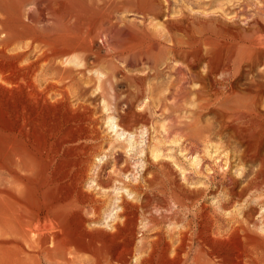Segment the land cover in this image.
I'll use <instances>...</instances> for the list:
<instances>
[{
  "label": "rangeland",
  "instance_id": "rangeland-1",
  "mask_svg": "<svg viewBox=\"0 0 264 264\" xmlns=\"http://www.w3.org/2000/svg\"><path fill=\"white\" fill-rule=\"evenodd\" d=\"M87 1L83 3L89 7L79 13L58 12L61 21L54 13V17L51 16L52 11L46 10L45 4L36 5L30 1L26 7L29 20L23 29L25 35H39L58 43L68 42L81 25L96 22L93 26L97 34H91L86 40L91 51L72 53L70 64H62L61 60L56 62L60 67L66 65L74 71L75 83L69 93L80 98L75 101L73 97L72 104L81 102L89 110L81 109L71 114L68 107L65 110L64 102L57 103L55 99L47 106L49 114L54 113L62 121L68 115L82 119L89 112L97 120L94 124L96 134L91 142L82 141L76 143V147L75 144H70L72 148L69 143L64 144V149L61 148L64 152H61L50 127L54 125L49 124L42 133L35 131L36 134H17L15 137L13 125L4 127L0 121V161L3 156L7 159L5 170L0 169V264H49L50 260H57L68 251L77 255L80 264H86V261L92 264L90 261L96 258L93 256H99L105 264L108 255L118 246L119 239L113 228L117 223H122L121 228L127 234L130 232L133 238V253L126 264H175L180 259L185 261L183 264H264V0H126L127 6L118 11L110 9V0ZM17 14L20 15L19 11ZM160 30L163 34L166 32L170 48L164 49L163 44L158 43L156 50L147 52L145 47L150 37L156 38ZM123 32L130 34L125 33V36ZM23 42L28 39H15L9 48L21 51ZM31 53L30 56L34 55ZM225 58L232 63L230 73L214 68L210 74L208 63L215 66L216 60L221 62ZM191 60L194 65L188 68ZM22 62L26 63L24 59ZM245 62L252 64L249 66ZM171 65L182 72L179 74ZM107 75L111 76V82L100 84L97 77L104 79ZM200 76L211 77L205 81L204 88ZM1 90L0 99L8 95L7 91L2 90V93ZM114 105L118 112H125L123 120L125 124L129 123L127 132L123 133L117 126L119 117ZM190 113H194L199 123L190 120ZM80 156L87 158L78 166ZM58 179L62 181L59 183ZM185 184L200 192L179 194L180 185ZM130 186H137L136 193ZM228 188L236 192L242 190L241 198L227 196ZM121 198L135 203L129 210L136 214L128 212L134 216L130 223H125L121 216ZM222 198L231 201L224 209L219 205V201H224ZM12 211L18 222L24 219L33 222L31 227H36V233L31 234L34 236L30 233L25 236L19 227L6 221ZM204 213L210 217L213 214V231L220 226L222 238L216 232L217 237L212 233V238L208 239L211 245L208 253L194 252L196 244L188 254L180 253L178 240H171L167 234L188 225L195 229L204 220ZM237 221L248 226V231L231 233L230 229ZM158 236H167L165 241L173 244L171 251L168 248V254L163 251L165 242H157ZM52 244L56 248L50 246ZM155 246H159L158 249ZM88 248L90 251L85 252ZM98 250L105 251L99 253ZM240 251L243 261L238 259ZM91 253L96 254L92 256ZM142 257L145 262L141 261Z\"/></svg>",
  "mask_w": 264,
  "mask_h": 264
},
{
  "label": "bare ground",
  "instance_id": "bare-ground-1",
  "mask_svg": "<svg viewBox=\"0 0 264 264\" xmlns=\"http://www.w3.org/2000/svg\"><path fill=\"white\" fill-rule=\"evenodd\" d=\"M30 1H33L36 3L41 5V4H45L46 6V10L47 8L50 10V12L52 11V15L54 17V15L57 17V19L59 18L60 19V16H57L58 12L59 13H62L63 11H66V12H75V13H79L85 9H87L89 7V5L87 6L85 3H83L84 1H87V0H0V89L2 90H5L8 92V95H6L5 97V93L3 94L4 95V98L1 97L0 99V121L2 123V126H6V124H11L13 125V127L11 129H14L13 130V133H14V136L16 137V135L18 134L19 136H21L20 134H28V133H32V134H36L35 131H40V133H42L41 131L43 129H45L47 126H49V124L51 125H54L53 126H50L51 128H53V132H54V136H55V141L58 140L57 142L59 143V148H63L64 149V144L66 143H69L68 145L70 146V144H75V147H76V143L79 144V142H82V141H90L94 138V133L96 132L95 131V127H94V124L96 123V119L92 118V116L90 115V113L88 112L87 115H85L82 119H77L74 115H68L65 118V121H62L59 116H54L53 114H49V111H48V104L50 105L51 103V100L52 99H55L54 101L55 102H64L67 106H66V111L67 109L69 108L71 114L75 111H79L81 109H85V111L89 110L88 106H84V104H80V103H75L72 104V99L74 97V100L77 101L80 97L75 98L76 96H71V92L69 93V89L71 87H73V83L74 82V71L72 68L70 67H67L66 65H64L62 67L57 65V60H61L60 63H65V64H70L72 63V59H70V55H72V53H75L77 51H82L84 53H87V52H90L92 48L89 49V47L87 46L86 44V40L91 37L93 33H96V30L94 29V26H93V23L95 21H93V23H87V24H83L81 25L80 27L77 28V32L76 34L71 37V39L68 41V42H64L62 43H58L57 41H50L47 37H43V36H39V35H30V36H27V34L25 35V33L23 32L24 30L23 29H26L27 27V24H26V20H29V17H28V10H27V5ZM89 2H92L91 0H88ZM87 1V2H88ZM94 1V0H93ZM148 1V0H147ZM88 2V3H89ZM32 4V3H31ZM92 4V3H91ZM144 4H148L144 2ZM44 6V8H45ZM96 6V5H95ZM109 6H110V9H112L113 11L115 10H121L123 8H125L127 6V2L126 0H119L118 2H116L115 0H110L109 1ZM29 7V6H28ZM149 7H150V4H149ZM148 7V8H149ZM40 8V6H39ZM43 8V6H42ZM96 8V7H95ZM48 10V11H49ZM19 11L20 15L17 14V12ZM98 11V10H97ZM116 11V12H117ZM22 13V15H21ZM54 13V15H53ZM104 13V12H103ZM118 13V12H117ZM113 14V13H112ZM69 15V14H68ZM102 16V15H101ZM111 17V15H110ZM98 18V17H97ZM97 18L95 20H97ZM73 19V18H72ZM67 20V19H66ZM99 20V19H98ZM59 21V20H58ZM61 21V19H60ZM55 22H56V19H55ZM65 22V21H64ZM69 22V20H68ZM72 22V21H71ZM68 23V24H71ZM56 24V23H55ZM64 24V23H63ZM62 24V25H63ZM74 24V22H73ZM96 24V22H95ZM99 24V23H97ZM177 24V23H176ZM181 24V23H180ZM179 24V25H180ZM178 25V24H177ZM66 26V25H65ZM72 26V25H71ZM70 27V26H69ZM168 27V26H167ZM180 27H182L180 25ZM74 28V27H73ZM169 28H172V27H169ZM175 28V27H174ZM101 29V28H100ZM99 29V30H100ZM156 29H158V27H156ZM185 29V28H184ZM184 29H181V30H184ZM98 30V29H97ZM168 30V29H167ZM170 30V29H169ZM178 30L180 31V29L178 28ZM66 31H68L66 29ZM176 31V30H175ZM65 32V31H64ZM128 32V31H126ZM125 32V33H126ZM169 32V31H168ZM178 32V31H177ZM182 32V31H181ZM184 32V31H183ZM63 33V32H62ZM68 33V32H67ZM71 33V32H70ZM103 33V32H102ZM101 33V34H102ZM124 33V32H123ZM124 33V35H125ZM164 33V32H163ZM162 33V30L158 31V33L156 34V38H152L150 37L149 39V43L146 45L145 49L147 50V52H150L151 50L155 49V47L157 48V44L158 43H162L163 46H164V49L165 47L168 49L170 48V44L168 45L169 43V40L168 38L165 36V34ZM72 34V33H71ZM100 34V33H99ZM127 35L130 34L129 33H126ZM171 34V33H170ZM169 34V35H170ZM91 35V36H90ZM125 35V36H127ZM131 35H134L131 33ZM167 35V34H166ZM168 35V37H169ZM70 36V35H69ZM101 36V35H100ZM123 36V35H122ZM174 36V35H172ZM134 37V36H133ZM147 37V36H146ZM101 38V37H100ZM174 38V37H173ZM15 39H18L20 41H22V39H28V42H23L22 44V47L23 48L21 51H18L16 52V49H13V48H9L10 45L12 46V41H15ZM90 39V38H89ZM130 39V38H129ZM138 39V37H137ZM176 39V38H175ZM93 40V39H92ZM96 40V39H95ZM134 40V39H133ZM178 40V38H177ZM180 40V39H179ZM162 41H165L164 43ZM90 42V41H88ZM139 42V41H138ZM180 42V41H179ZM12 43V44H11ZM15 43V42H14ZM19 43V41L17 42ZM92 43V42H91ZM94 43V42H93ZM92 43V44H93ZM21 44V43H19ZM18 45V44H17ZM139 45V44H137ZM145 44H143L144 46ZM142 46V45H141ZM19 47V46H18ZM92 47V46H91ZM159 47V46H158ZM19 48V49H21ZM18 49V48H17ZM144 49V50H145ZM166 49V50H167ZM142 50V49H140ZM139 50V51H140ZM156 50V49H155ZM173 51V50H172ZM179 51V50H177ZM176 51V52H177ZM30 52H32L34 55H29ZM94 52V51H92ZM142 52V51H140ZM31 53V54H32ZM95 53V52H94ZM183 53V51H182ZM185 54V53H184ZM186 56V55H185ZM184 56V57H185ZM232 57V56H231ZM23 59L26 61V63L22 62ZM182 59H183V55H182ZM202 59V58H201ZM99 60V59H97ZM200 60V58H199ZM197 60V61H199ZM173 61V60H172ZM201 61V60H200ZM210 61V60H209ZM212 62H214L213 60H211ZM210 61V62H211ZM217 61V60H216ZM216 65L214 66V63H208L210 65V74H212L214 72V68L215 69H221L222 72L226 73V74H229L230 71V59L229 58H225L224 60H221V62H216ZM192 62V60H191ZM181 63V62H180ZM189 63V61L187 62ZM10 64H12L10 66ZM24 64V65H23ZM98 64V63H97ZM246 65L249 64V66H251V62H245ZM182 64H180L181 66ZM188 68L190 67V65H194L193 62L192 63H189L188 64ZM184 66V65H183ZM186 66V65H185ZM13 67H16L17 68V71H15V69ZM83 67L87 68L85 65H83ZM95 67V66H94ZM171 68H174L175 71H177L179 74L180 72H182L179 68L174 67V66H170ZM179 67V66H178ZM181 68V67H180ZM208 68V67H207ZM84 69V68H83ZM119 69V68H117ZM124 69V68H123ZM182 69V68H181ZM187 69V68H186ZM234 69V68H233ZM85 70V69H84ZM83 70V71H84ZM121 70V69H119ZM126 70V69H125ZM209 70V69H208ZM207 70V71H208ZM77 71V70H76ZM80 73L82 72L81 70H79ZM188 71V69H187ZM237 71V70H236ZM123 73V72H121ZM126 73V72H125ZM124 73V74H125ZM178 74V75H179ZM98 75V74H97ZM101 77H102V73H100ZM99 75V76H100ZM126 75V74H125ZM137 75V74H136ZM189 75V74H188ZM233 75V74H232ZM231 75V77H232ZM78 76V75H77ZM105 76V74H104ZM127 76V75H126ZM132 76V75H131ZM130 76V77H131ZM212 77V75H210ZM79 77V76H78ZM77 77V78H78ZM97 77V76H96ZM95 77V78H96ZM101 77H97L98 78V81L100 82V84L104 83V82H111L110 80V77L107 75L104 79H101ZM136 77H139V76H136ZM196 77H197V74H196ZM208 77V75L206 76ZM210 77V78H211ZM222 77V76H221ZM96 78V79H97ZM134 78V77H133ZM210 78H205L204 76L203 77H199L201 83L203 84V88H204V85L206 84L205 81H209ZM80 79V78H79ZM79 79L78 82H79ZM137 79V78H136ZM209 79V80H208ZM212 80V79H211ZM214 80V78H213ZM97 81V82H98ZM140 82V81H139ZM138 84V82L136 83ZM213 84V83H212ZM214 84H215V80H214ZM77 85V83L75 84ZM81 85V84H80ZM139 86V85H138ZM207 86V85H206ZM205 86V87H206ZM101 87V86H100ZM214 87V86H213ZM235 88V87H233ZM79 89V88H78ZM77 89V90H78ZM83 89V87H81V90ZM221 89V88H220ZM223 89V88H222ZM230 89V88H229ZM228 89V90H229ZM1 90V92H2ZM219 90V89H218ZM226 90V89H225ZM224 90V91H225ZM105 91V90H104ZM112 91V89H111ZM203 91V90H202ZM206 91V90H205ZM217 91V90H216ZM261 91L258 90V92ZM73 92V90H72ZM219 92V91H218ZM229 92V91H227ZM3 93V92H2ZM73 94V93H72ZM132 94V93H131ZM233 94V92H232ZM76 95V94H75ZM99 95V94H98ZM258 95V94H257ZM1 96V95H0ZM78 96V95H77ZM102 97V96H101ZM260 97V96H258ZM254 98V97H253ZM256 100V99H255ZM251 103V102H250ZM254 104V103H253ZM52 105H54L52 103ZM256 105V103H255ZM51 106V105H50ZM58 107V106H57ZM56 107V108H57ZM64 107V106H63ZM68 107V108H67ZM55 109V107H53ZM59 108H60V105H59ZM62 108V107H61ZM65 108V107H64ZM255 108V107H254ZM51 109V107H50ZM237 109V107H236ZM253 109V108H252ZM114 110L118 113V123H117V126L121 129V131L124 133V132H127V129H128V124H125L123 118H124V115H125V112H118L117 111V107L114 105ZM254 110V109H253ZM57 110H55L56 112ZM189 111H192V110H189ZM80 112V111H79ZM91 112V110H90ZM254 112V111H253ZM85 113V112H84ZM128 113V112H127ZM202 113V112H201ZM200 113V114H201ZM86 114V113H85ZM131 114V113H130ZM191 114V121L194 120V122H198V119L196 120L194 118V113H190ZM222 114V113H221ZM56 115V114H55ZM134 116V115H133ZM136 117V116H135ZM133 117V119L135 118ZM187 118V117H186ZM199 118V117H198ZM227 118V117H226ZM130 119V118H129ZM132 119V118H131ZM132 119V120H133ZM128 120V119H127ZM137 120V119H136ZM135 120V121H136ZM129 122V120H128ZM131 122V121H130ZM138 122V121H137ZM191 123V122H190ZM199 123V122H198ZM228 123V122H227ZM230 123V122H229ZM133 124V123H132ZM131 125V124H130ZM231 125V124H230ZM229 125V126H230ZM9 126V125H8ZM133 126V125H132ZM131 126V127H132ZM11 127V126H10ZM48 127V128H50ZM7 128V127H6ZM9 129V128H8ZM9 131H11L9 129ZM45 131V130H44ZM47 131V130H46ZM45 131V132H46ZM240 131V130H239ZM243 131V130H242ZM249 131V130H248ZM248 131L246 134H248ZM35 132V133H33ZM43 132V133H45ZM252 132V131H251ZM245 133V132H244ZM250 133V132H249ZM256 133V132H255ZM96 134V133H95ZM242 134V132H241ZM31 135V134H30ZM28 136V135H27ZM26 136V137H27ZM33 137V136H32ZM7 138V137H6ZM13 138V137H12ZM22 138H25V137H22ZM11 139V137H10ZM20 139V138H19ZM31 139V138H30ZM12 140V139H11ZM18 140V138H17ZM28 140V138L26 139ZM13 141H14V138H13ZM25 141V140H23ZM29 141V140H28ZM12 142V141H11ZM22 142V140H21ZM91 142V141H90ZM10 145V144H9ZM14 145V144H13ZM12 145V146H13ZM2 146V145H1ZM11 146V147H12ZM72 146V145H71ZM70 146V148H72ZM84 146V145H83ZM10 148V147H9ZM68 148V147H67ZM74 148V146H73ZM1 149V148H0ZM62 150V149H61ZM60 150V151H61ZM76 150V149H75ZM58 152V151H57ZM61 152H64L63 150ZM2 154V153H1ZM7 154V153H6ZM60 154V153H59ZM59 154H57L59 156ZM85 153H82V155H84ZM74 155V154H73ZM76 155V154H75ZM79 155V154H78ZM86 155V154H85ZM9 156V155H8ZM7 156V158H8ZM60 157V156H59ZM84 157V156H83ZM2 160L0 161L1 164H0V169L3 171L5 170L6 168V158L5 156L1 157ZM85 158V157H84ZM82 159V156H80V159L77 160V165L79 166L80 164H83V160L85 159ZM82 159V160H81ZM59 160V159H58ZM13 161V160H12ZM54 161V160H53ZM14 162L17 163L16 160H14ZM13 162V163H14ZM55 162H58V161H55ZM60 162V161H59ZM51 163H52V160H51ZM73 163V162H72ZM15 165V164H14ZM57 165V164H56ZM72 165V164H71ZM75 165V164H73ZM76 165V166H77ZM13 166V165H12ZM71 167V166H70ZM8 168V167H7ZM12 168V167H11ZM73 169V168H72ZM202 171V170H201ZM75 172V171H74ZM223 173V172H222ZM74 175V174H73ZM74 178V177H73ZM155 179V178H154ZM231 179V178H230ZM236 180V179H235ZM59 181V179H58ZM62 181V180H60ZM59 181V183H60ZM231 181V180H230ZM154 182V181H153ZM233 183V182H232ZM66 185V184H65ZM234 185V184H233ZM131 187V190H134L133 192H135V190L137 189V186H130ZM180 188H181V192H179V194H186V193H196V191L198 190H193V189H190L188 188V186L186 187V184L185 186L184 185H180ZM176 189V188H175ZM229 189V188H228ZM234 189V188H232ZM177 190V189H176ZM225 190H227L225 188ZM248 191V190H247ZM174 192V191H173ZM200 191H197V194L199 193ZM225 192V191H224ZM228 192V191H226ZM242 190L241 191H233V190H230L229 189V192L227 193L230 198H239L242 194ZM245 192V191H244ZM165 193V192H164ZM167 193V192H166ZM165 193V194H166ZM177 193V192H176ZM175 194V192L173 193ZM177 194V196L179 195ZM169 196V195H168ZM187 196V195H185ZM213 196V194H212ZM223 196H226V195H223ZM166 197V195H165ZM174 197V196H173ZM179 197H182V195H180ZM227 197V198H229ZM69 198V197H67ZM158 198V197H157ZM175 198H178V197H175ZM187 198V197H186ZM226 197H224L225 199ZM241 198V197H240ZM66 199V197H65ZM64 199V200H65ZM122 199V198H121ZM179 199V198H178ZM176 199V200H178ZM188 199V198H187ZM223 199V198H222ZM223 199V200H224ZM170 200V198H169ZM168 200V201H169ZM175 200V199H174ZM175 200V201H176ZM229 200V199H228ZM228 200H224L223 202L222 201H219V205L220 207H222L224 209V205L227 204L228 202H231V201H228ZM67 201V200H66ZM182 201V200H181ZM187 201V200H186ZM234 201V200H233ZM239 201V199H238ZM72 202V201H71ZM170 202V201H169ZM174 202V201H173ZM217 202V201H216ZM148 203V202H147ZM66 204V203H65ZM70 204V203H69ZM135 204V203H134ZM133 204V202H129L128 199H122L121 202H120V207H121V216L123 217V220L125 223H130L131 219H133V217L131 215H129V209H131V207L135 206ZM146 204V203H145ZM218 204V203H217ZM176 205V204H175ZM228 205V204H227ZM184 206V204H183ZM216 206V205H215ZM230 206V205H229ZM138 207V206H136ZM140 207V206H139ZM219 207V208H220ZM56 208H58L56 206ZM135 208V207H134ZM182 208V207H180ZM213 208V206H212ZM217 208V207H216ZM215 208V209H216ZM218 208V209H219ZM248 208V207H247ZM246 208V209H247ZM21 209V208H19ZM144 209V208H142ZM39 210V209H38ZM206 210V208H205ZM212 210V209H211ZM14 211V210H13ZM12 211V212H13ZM17 211V210H16ZM92 211V210H91ZM95 211V210H94ZM132 211V210H131ZM130 211V212H131ZM214 211V210H212ZM223 211V210H222ZM225 211V210H224ZM246 211V210H245ZM32 212V211H31ZM53 212V211H52ZM55 212V211H54ZM134 212V211H132ZM138 212V211H137ZM186 212V211H185ZM196 212V211H195ZM216 212V211H214ZM18 213H21V212H18ZM25 213V212H24ZM34 213V212H33ZM31 213V215L33 214ZM202 213V212H201ZM219 213V212H218ZM246 213V212H245ZM251 213V211H250ZM17 214V213H16ZM26 214V213H25ZM42 214V213H41ZM57 214V212H56ZM94 214V213H93ZM134 214H136L134 212ZM186 214V213H185ZM199 214V213H198ZM205 214V213H204ZM5 215V214H4ZM21 215V214H20ZM19 215V216H20ZM97 215V214H96ZM217 215V214H216ZM222 214H220V217ZM250 215V214H249ZM22 216V215H21ZM33 216V215H32ZM183 216V215H182ZM186 216V215H185ZM197 216V215H196ZM213 216V214H212ZM210 217L209 214L207 215V213L205 214V217L204 220H201L200 223H196V227L195 229L194 228H190L189 225L188 227H182L181 226V229L183 228V230H178V231H172L171 230V233H168L170 235L167 234V236L172 240H174V238H176V241L178 240V246L177 248L179 249L180 253H186L188 254V252H190L191 250L194 249V245L196 244V248H195V251L196 253H208L210 250V246L209 245V241L208 239L211 237L212 238V233L215 234V232L220 235L221 237V232L219 230V227H217V230L216 231H213V224L215 222V220L213 219V217ZM4 217V216H3ZM34 217V216H33ZM36 217V216H35ZM48 217V216H47ZM53 218H55L54 216H51ZM202 217V218H203ZM25 218V217H23ZM23 218H20V219H23ZM175 218V217H174ZM192 218V217H191ZM201 218V217H199ZM215 218H218V217H215ZM233 218V217H232ZM6 221L10 222L12 224V226L14 227H19L20 231L23 232V234H28V233H32V232H35V229L36 227L32 228L31 225L33 222L29 221V220H20L18 222V218L17 216L13 213H10L7 218H5ZM4 219V220H5ZM36 219V218H34ZM135 219V218H134ZM137 219V218H136ZM187 219V218H186ZM185 219V220H186ZM193 219V218H192ZM198 219V218H197ZM220 219V218H219ZM234 219V218H233ZM239 218H236L235 220H237ZM248 219V223H250V220H249V217L247 216L246 220ZM252 219V218H250ZM31 220V219H30ZM39 220V219H37ZM122 220V221H123ZM227 220V219H225ZM245 220V219H244ZM245 220V221H246ZM253 220V219H252ZM154 221V220H153ZM187 221V220H186ZM193 221V220H192ZM242 221V220H241ZM241 221H237L236 223V226L234 225L229 231L232 233V232H239V231H248L249 227L248 226H244ZM244 221V222H245ZM49 222V221H48ZM51 222V221H50ZM137 222V220H136ZM243 222V223H244ZM247 222V221H246ZM2 223H3V220H2ZM181 223V222H180ZM192 223V222H191ZM195 223V221H194ZM209 223V224H208ZM218 223V222H217ZM45 224V223H44ZM48 224V223H47ZM122 224V223H121ZM121 224L119 225L117 223L114 224L116 225L115 227V233H116V236L118 237L119 241L118 242V246H117V249L112 251L110 254L108 255L107 257V261L105 264H126L127 263V258L129 256H131V254L133 253V238L131 239V235L126 232H124V228L122 229L121 228ZM131 224H134L131 222ZM176 224V223H174ZM182 224V223H181ZM190 224V222H189ZM193 224V223H192ZM231 224V223H230ZM235 224V222L233 223ZM238 224V225H237ZM18 225V226H17ZM37 225V224H36ZM53 225V224H51ZM127 225V224H126ZM126 225H123V227H125ZM135 225V224H134ZM134 225L132 226L133 228ZM145 225V224H144ZM151 225V224H149ZM179 225V224H178ZM176 225V226H178ZM191 225V224H190ZM194 225V224H193ZM222 225V224H221ZM232 225V224H231ZM249 225V224H248ZM33 226V225H32ZM41 226V225H40ZM129 226V225H127ZM126 226V227H127ZM138 226V225H137ZM184 226V225H183ZM227 226V225H225ZM251 226V225H250ZM8 227V226H7ZM145 227V226H144ZM147 227H149L147 225ZM180 227V226H178ZM228 227V226H227ZM12 228V227H11ZM42 228V227H41ZM112 228V229H113ZM131 228V227H130ZM139 228V227H138ZM146 228V227H145ZM215 228V226H214ZM221 228H224V227H221ZM229 228V227H228ZM46 229H47V226H46ZM128 229V227H127ZM149 230V228H147ZM176 229V228H175ZM173 229V230H175ZM226 229V228H225ZM11 230V229H10ZM13 230V229H12ZM43 230V229H41ZM48 230V229H47ZM129 230V229H128ZM134 230V229H133ZM136 230V229H135ZM224 230V229H222ZM165 231V230H164ZM227 231V230H226ZM42 233V231H40ZM39 231L37 233H40ZM112 232V231H111ZM36 233V232H35ZM53 233V232H52ZM223 233H226V232H223ZM230 233V234H231ZM12 234V233H11ZM45 234V233H44ZM51 234V233H50ZM49 234V235H50ZM162 235V233H160ZM213 234V235H214ZM229 234V233H228ZM22 235V234H21ZM34 236V234H31ZM30 235V237H31ZM48 235V234H47ZM53 235V234H52ZM108 235V234H107ZM136 235V234H135ZM166 235V234H165ZM238 235V234H237ZM29 236V234H28ZM27 236V237H28ZM32 236V237H33ZM38 236V234H37ZM36 236V237H37ZM55 236V234H54ZM166 236V237H167ZM216 236V234H215ZM224 236V235H223ZM30 237H28L27 239H29ZM40 237V236H39ZM53 237V236H52ZM111 237V235H110ZM109 237V238H110ZM133 237V236H132ZM166 237H162V236H158L157 237V242L158 241H161L163 240L165 242V245H166V248L163 250L165 252V254L167 253V251L171 248V246L173 244H169L167 241H165V238ZM168 237L166 238V240L168 239ZM214 237V236H213ZM217 237V236H216ZM238 237V236H237ZM49 238V237H48ZM66 238V237H65ZM114 238V236H113ZM142 238V237H141ZM155 238V237H154ZM215 238V237H214ZM222 238V237H221ZM232 238V237H231ZM53 239V238H52ZM56 239V238H55ZM138 239V238H137ZM143 239V238H142ZM141 239V240H142ZM146 239V238H145ZM225 239V238H224ZM234 239V237H233ZM233 239H230L233 240ZM242 239V238H241ZM17 240V239H16ZM44 240V239H43ZM49 242H50V238L48 239ZM58 240V239H56ZM90 240V239H89ZM115 240V238H114ZM117 240V238H116ZM115 240V241H116ZM135 240V239H134ZM196 243H195V241ZM227 240V239H226ZM229 240V239H228ZM235 241L237 239H234ZM252 240V239H251ZM28 241V240H26ZM30 241V240H29ZM28 241V242H29ZM39 241V239L37 240ZM46 241H47V237H46ZM54 241V240H53ZM61 241V240H60ZM82 241V240H81ZM155 241V240H154ZM234 241V242H235ZM238 241V240H237ZM242 241V240H241ZM240 241V242H241ZM18 242V241H17ZM16 242V243H17ZM33 242V241H31ZM45 242V240L43 241ZM52 242V241H51ZM69 242V241H68ZM170 242V241H169ZM233 242V241H232ZM233 242V243H234ZM26 243V242H25ZM24 243V244H25ZM40 243V242H39ZM55 243V242H54ZM61 243V242H60ZM79 243V242H78ZM91 243V242H90ZM94 243V242H93ZM137 242H135L136 244ZM144 243V242H143ZM151 243V242H150ZM173 243V242H172ZM231 243V244H233ZM242 244L244 243V240L243 242H241ZM248 242H246L247 244ZM23 244V243H21ZM31 244V243H29ZM45 244V243H43ZM41 244V245H43ZM48 244V243H47ZM57 244V242L55 243ZM62 244V243H61ZM67 244V243H66ZM77 244V243H76ZM80 244V243H79ZM141 244V243H140ZM138 244V245H140ZM157 244V243H156ZM238 244V242H237ZM32 245V244H31ZM35 245V244H34ZM70 245V244H69ZM73 245V244H71ZM70 245V246H71ZM78 245V244H77ZM81 245V244H80ZM86 245V244H85ZM142 245V244H141ZM140 245V246H141ZM155 245V244H154ZM163 245V243H162ZM235 245V244H234ZM250 245V244H249ZM46 246V244H45ZM50 246H54L55 245H50ZM49 246V247H50ZM63 246V245H62ZM64 246H66L64 244ZM92 246V245H91ZM135 246V245H134ZM137 246V244H136ZM139 246V247H140ZM152 246V245H151ZM157 246V245H156ZM155 246V247H156ZM161 246V245H160ZM237 246V245H236ZM248 246V245H247ZM35 247V246H34ZM75 247V246H74ZM76 247H79L76 246ZM84 248V245L82 246ZM81 247V248H82ZM159 247V246H158ZM158 247H156L158 249ZM162 247V246H161ZM160 247V248H161ZM246 247V246H245ZM249 247V246H248ZM254 247V246H253ZM40 249L42 248H45V247H39ZM38 248V249H39ZM51 248V247H50ZM56 248V247H55ZM87 248V247H86ZM107 248V247H106ZM151 248V247H150ZM155 248V249H156ZM159 248V249H160ZM164 248V247H163ZM169 248V249H168ZM174 248V247H173ZM176 248V249H177ZM240 248V247H238ZM244 249V251L246 252L245 248L242 247ZM250 248V247H249ZM256 248V246H255ZM37 249V248H35ZM47 249V248H46ZM49 249V248H48ZM52 249V248H51ZM79 249V248H78ZM85 249V248H84ZM89 249V248H88ZM93 249H95L93 247ZM136 249V248H135ZM141 249V248H140ZM153 248H151L152 250ZM213 249V248H212ZM215 249V248H214ZM243 249H240V250H243ZM252 249V248H251ZM72 250V249H71ZM96 250V249H95ZM113 250V249H112ZM142 250V249H141ZM150 250V251H151ZM216 250V249H215ZM248 250V249H247ZM42 251V250H41ZM46 250H44L45 252ZM53 251V249H52ZM55 251V250H54ZM66 251V250H65ZM68 251V250H67ZM80 251H82L80 249ZM86 251H90L89 250H85ZM102 251V250H101ZM100 251V252H101ZM105 251V250H104ZM103 251V252H104ZM140 251V250H139ZM171 251V249H170ZM177 251V250H176ZM178 251V252H179ZM214 252V250H212ZM239 251V249H238ZM35 252V251H34ZM48 252V251H47ZM51 252V250H50ZM84 252V250H83ZM99 252V250H98ZM99 252V253H100ZM101 252V253H103ZM107 252V251H106ZM163 252V253H164ZM250 252V251H249ZM262 252V251H261ZM40 253V251L38 252ZM57 253V251H56ZM136 253V252H135ZM149 253V252H148ZM153 253V252H151ZM154 253H156L154 251ZM179 253V254H180ZM195 253V255H196ZM242 251H240L239 255H238V259L239 261H243L244 259L242 258L243 255H242ZM41 254V253H40ZM48 254V253H47ZM54 254V253H53ZM92 254V253H91ZM96 253L92 254L95 255ZM145 254V253H144ZM143 254V255H144ZM168 254V253H167ZM172 254V253H171ZM176 254V253H175ZM177 254V255H179ZM211 254V253H210ZM209 254V255H210ZM215 254V253H214ZM212 254V255H214ZM245 254V253H244ZM250 254V253H248ZM254 254V253H253ZM260 254V253H259ZM262 254V253H261ZM264 254V253H263ZM98 255V254H97ZM102 255V254H101ZM104 255V254H103ZM135 255V254H134ZM138 255V254H137ZM151 255V254H149ZM160 255V253H159ZM161 255H164V254H161ZM174 255V253H173ZM190 255V254H189ZM211 255V256H212ZM246 255V254H245ZM39 256V254L37 255V257ZM80 256V255H79ZM91 256V257H92ZM139 256V255H138ZM147 256V254H146ZM166 256V255H165ZM169 256V255H168ZM185 256V255H184ZM183 256V257H184ZM193 256V255H191ZM254 256V255H253ZM252 256V258H253ZM40 257V256H39ZM49 257V256H48ZM96 257V258H95ZM101 257V256H100ZM106 257V256H104ZM103 257V258H104ZM126 257V258H124ZM133 257V256H132ZM148 257V256H147ZM179 257V256H178ZM195 257V256H194ZM217 257V256H216ZM219 257V256H218ZM259 257V256H258ZM264 257V256H263ZM262 257V258H263ZM47 258V257H46ZM45 258V259H46ZM77 255L74 253V252H71V251H68L66 252L65 254L61 255L59 258H57V260H50V263L52 262V264H80L78 261H77ZM85 258V257H84ZM93 260H91L90 262L92 264H102L103 263V260L99 258V256H93ZM102 258V257H101ZM131 258V257H130ZM129 258V259H130ZM137 258V257H136ZM166 258V257H165ZM168 258V257H167ZM170 258V256H169ZM176 258V257H175ZM181 258V257H180ZM257 259V257H255ZM38 259V258H37ZM41 258H39L40 260ZM44 259V258H43ZM82 259V258H80ZM79 259V260H80ZM191 259V258H190ZM189 259V261H190ZM196 259V258H195ZM243 259V260H242ZM1 260V259H0ZM15 260V259H14ZM48 260V258L46 259ZM145 260V257H142L141 258V261H144ZM153 260V259H152ZM174 260V259H173ZM176 260V259H175ZM179 260V259H178ZM177 260V261H178ZM215 260V259H213ZM27 261V260H26ZM45 261V260H44ZM49 261V260H48ZM47 261V263H48ZM130 261V260H129ZM155 261V259L153 260ZM157 261V260H156ZM163 261V260H162ZM176 261V262H177ZM194 261V259H193ZM212 261V260H211ZM219 261V259H218ZM259 261V260H258ZM257 261V262H258ZM261 261V260H260ZM259 261V262H260ZM16 262V261H15ZM19 262V261H18ZM46 262V261H45ZM145 262V261H144ZM168 262V261H167ZM185 261L184 260H181L175 264H183ZM197 262V261H195ZM214 262V261H213ZM224 263H226L225 261H223ZM252 262V261H251ZM255 262V260L253 261ZM262 262V261H261ZM137 263V262H136ZM147 263V262H146ZM150 263V262H149ZM157 263V262H156ZM191 263V262H190ZM193 263V262H192ZM198 263V262H197ZM203 263V262H202ZM205 263V262H204ZM240 263V262H239ZM243 263V262H242ZM248 263V261L246 262ZM263 263V262H262ZM86 264H87V261H86ZM90 264V263H89ZM167 264V263H166ZM171 264V263H169ZM187 264V263H186ZM194 264V263H193ZM250 264V263H249Z\"/></svg>",
  "mask_w": 264,
  "mask_h": 264
}]
</instances>
